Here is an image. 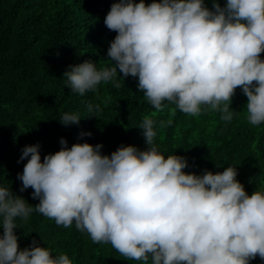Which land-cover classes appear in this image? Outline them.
Listing matches in <instances>:
<instances>
[{
	"label": "clouds",
	"instance_id": "obj_1",
	"mask_svg": "<svg viewBox=\"0 0 264 264\" xmlns=\"http://www.w3.org/2000/svg\"><path fill=\"white\" fill-rule=\"evenodd\" d=\"M211 3L210 9L205 0H113L104 18L116 33L107 49L111 66L97 68L91 59L69 65L66 86L84 96L97 94L102 82L120 88L117 74L122 80L131 76L157 111L174 105L193 117L219 113L224 122L233 120L239 88L247 97L248 123L261 125L264 0ZM86 109L95 116L101 106L88 103ZM80 120L78 113L65 112L59 122ZM156 123L146 115L137 126L144 150L121 145L105 155L102 144L69 147L62 137L60 150L42 159L39 144L25 146L18 160H27L17 175L19 191L31 188L39 203L32 206L0 185V264H73L67 254L53 256L35 239L20 249L17 221L27 223L34 211L58 227L75 224L94 244H110L125 260L140 264L264 260V190L249 195L236 166L202 175L185 172L184 156L158 149Z\"/></svg>",
	"mask_w": 264,
	"mask_h": 264
},
{
	"label": "trees",
	"instance_id": "obj_2",
	"mask_svg": "<svg viewBox=\"0 0 264 264\" xmlns=\"http://www.w3.org/2000/svg\"><path fill=\"white\" fill-rule=\"evenodd\" d=\"M112 2L0 0V185L35 206L39 200L32 198L31 188L19 191L22 183L17 175L27 160H18L25 146L39 144L42 159L60 150L62 137L69 147L102 144L105 155L121 145L144 150L147 145L137 126L147 115L157 122L158 149L165 156H184L188 161L185 172L202 175L206 170L216 173L236 166L237 180L249 195L264 190V123H248L247 97L239 88L231 104L233 120L224 122L219 113L193 117L174 105L157 111L138 92V80L123 78L122 73L123 80L117 74L120 88L102 82L97 94L80 96L66 86L63 73L69 65L91 59L97 68L111 66L107 49L116 33L106 28L104 18ZM205 2L211 9V0ZM219 2L224 6L225 0ZM88 103L99 104L101 111L89 116ZM65 112L78 113L80 123L63 126L59 119ZM168 121H172L170 126ZM89 132L91 136L81 137ZM17 226L20 249L35 239L38 246L52 250L53 256L67 254L73 264H140L125 260L110 244H94L75 224L58 227L35 211L27 223L18 220ZM250 264H264V260L257 257Z\"/></svg>",
	"mask_w": 264,
	"mask_h": 264
}]
</instances>
